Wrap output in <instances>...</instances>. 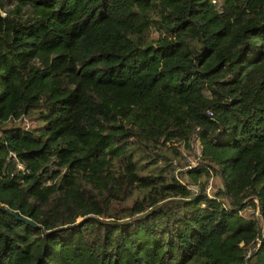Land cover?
<instances>
[{
    "label": "trees",
    "instance_id": "obj_1",
    "mask_svg": "<svg viewBox=\"0 0 264 264\" xmlns=\"http://www.w3.org/2000/svg\"><path fill=\"white\" fill-rule=\"evenodd\" d=\"M0 9V264H264V0Z\"/></svg>",
    "mask_w": 264,
    "mask_h": 264
},
{
    "label": "rangeland",
    "instance_id": "obj_2",
    "mask_svg": "<svg viewBox=\"0 0 264 264\" xmlns=\"http://www.w3.org/2000/svg\"><path fill=\"white\" fill-rule=\"evenodd\" d=\"M211 2L218 7L221 4V0H211ZM5 8L8 7L7 3L4 2ZM26 13H30L31 11L25 10ZM0 13L4 15V9H0ZM153 35H156V32L152 33ZM17 124L24 128H35L39 123L36 120L35 114L24 116L19 121H17ZM199 139L196 136V132L192 135V139L190 140L189 147L185 145L183 141L174 143L175 146L179 147V150L181 151V160L179 161L180 165L177 166L178 173H181L185 171L190 166L197 167L199 164L201 165L202 162L201 156H199V152H201V143H199ZM200 146V147H199ZM168 150L170 149L167 146H165ZM177 161V160H176ZM189 166V167H188ZM18 167L21 168V165L18 164ZM182 175V174H181ZM187 176V175H184ZM185 179V178H184ZM187 179V177H186ZM208 189L211 188V196H213V193H216L218 189L223 188V181L222 177L218 175L217 173L212 175L211 178L208 180ZM206 187V188H207ZM224 204L229 207V200L227 198H223ZM241 215H243L246 218H255L256 221L261 222L260 219V213H259V204L258 201L255 199L254 204H248L244 209L240 212ZM80 219H78L79 221Z\"/></svg>",
    "mask_w": 264,
    "mask_h": 264
},
{
    "label": "water",
    "instance_id": "obj_3",
    "mask_svg": "<svg viewBox=\"0 0 264 264\" xmlns=\"http://www.w3.org/2000/svg\"><path fill=\"white\" fill-rule=\"evenodd\" d=\"M9 212H10L11 214L15 215L16 218H17L18 220H20V221H23V222L28 223V224H31V225H34V224H35V223H34L32 220H30L29 218H26V217L21 216V215H19V214H15V213L12 212V211H9Z\"/></svg>",
    "mask_w": 264,
    "mask_h": 264
},
{
    "label": "built area",
    "instance_id": "obj_4",
    "mask_svg": "<svg viewBox=\"0 0 264 264\" xmlns=\"http://www.w3.org/2000/svg\"><path fill=\"white\" fill-rule=\"evenodd\" d=\"M200 144V142L198 143V145ZM201 146V145H200ZM199 146V147H200ZM201 149H202V146H201ZM13 156H14V154H12ZM201 155V152H199V156ZM178 179H179V181L180 182H182L183 183V180L181 179V178H179V177H177ZM208 189V187L206 188V190ZM210 189V188H209ZM209 191V190H208Z\"/></svg>",
    "mask_w": 264,
    "mask_h": 264
}]
</instances>
